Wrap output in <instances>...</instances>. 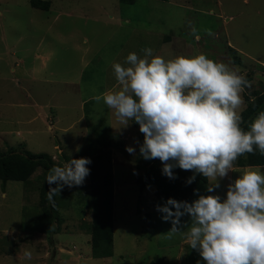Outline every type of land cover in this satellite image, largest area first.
<instances>
[{"label":"rangeland","instance_id":"obj_1","mask_svg":"<svg viewBox=\"0 0 264 264\" xmlns=\"http://www.w3.org/2000/svg\"><path fill=\"white\" fill-rule=\"evenodd\" d=\"M49 1L46 9L32 0H0V153L44 152L62 167L110 140L113 253L92 251L90 175L57 195V218L47 228L40 200L51 168L39 167L26 181L0 179V264H206L179 233L166 238L172 225L156 206L167 198L157 197L155 185L137 183L144 172L136 162L139 127L118 129L111 110L92 97L119 90L111 66H126L130 52L143 57L151 47L165 59L204 53L250 82L241 114L245 94L264 90V0ZM238 176L229 172L212 194L224 199ZM207 183L198 182L188 202L209 194Z\"/></svg>","mask_w":264,"mask_h":264},{"label":"clouds","instance_id":"obj_2","mask_svg":"<svg viewBox=\"0 0 264 264\" xmlns=\"http://www.w3.org/2000/svg\"><path fill=\"white\" fill-rule=\"evenodd\" d=\"M192 34L199 39L195 29ZM142 51L143 57L130 52L126 66L112 64L118 91H104L92 99L111 110L118 129L133 121L139 125L144 137L140 154L145 160L159 159L162 174L176 179L173 169L178 167L193 172L188 184L196 174L208 181L207 195L192 202L169 197L156 206L161 219L172 225L166 238L179 233L206 264H264V171L259 165L234 167L241 156L256 151L264 156V111L248 130L241 127V93L250 82L204 53L165 59L154 55L151 47ZM126 151L135 153L132 146ZM91 163L88 157L71 158L49 170L45 180L53 207L54 197L65 186L83 185ZM231 171L239 176L228 183L226 197L212 194ZM185 215L190 223L182 224ZM23 255L31 260L33 254L25 250Z\"/></svg>","mask_w":264,"mask_h":264},{"label":"trees","instance_id":"obj_3","mask_svg":"<svg viewBox=\"0 0 264 264\" xmlns=\"http://www.w3.org/2000/svg\"><path fill=\"white\" fill-rule=\"evenodd\" d=\"M122 2H135V0H121ZM32 4L39 8L49 9V0H32ZM247 105L241 112V127L249 129L250 122L260 112L264 111V90L254 88L251 94H245ZM133 124L139 127L133 121ZM143 134L140 132V143L143 142ZM79 157H88L92 163L87 165L90 169L91 199H92V222H91V244L93 254L97 257L110 256L113 253V240L115 230L114 206H115V185L113 171V156L111 141L106 140L102 148L82 152ZM137 166L144 168V172L138 177L137 183L140 186L155 185L156 195L160 198H173L178 201L190 200L200 181L208 182L200 174H196L195 180L187 183V179L193 175L191 171L173 169L176 179H170L162 174V163L159 159L145 160L139 151L137 155ZM235 165L256 166L264 165V156L258 151L255 154L241 156ZM55 163L48 153H34L30 151L10 150L0 153V179L26 181L39 167L52 168ZM55 187V185H52ZM49 185L47 182L41 191V206L46 218V226L51 227L56 216L58 206L57 196L54 197L55 207L48 200ZM153 264H155L153 262Z\"/></svg>","mask_w":264,"mask_h":264},{"label":"crops","instance_id":"obj_4","mask_svg":"<svg viewBox=\"0 0 264 264\" xmlns=\"http://www.w3.org/2000/svg\"><path fill=\"white\" fill-rule=\"evenodd\" d=\"M248 167V166H247Z\"/></svg>","mask_w":264,"mask_h":264}]
</instances>
